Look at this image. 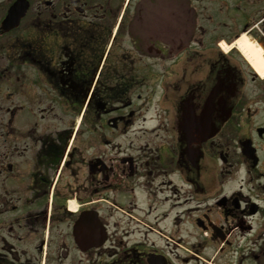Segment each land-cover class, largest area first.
<instances>
[{"label":"flooded vegetation","instance_id":"obj_1","mask_svg":"<svg viewBox=\"0 0 264 264\" xmlns=\"http://www.w3.org/2000/svg\"><path fill=\"white\" fill-rule=\"evenodd\" d=\"M243 34L264 0H0V264H264Z\"/></svg>","mask_w":264,"mask_h":264},{"label":"bare ground","instance_id":"obj_2","mask_svg":"<svg viewBox=\"0 0 264 264\" xmlns=\"http://www.w3.org/2000/svg\"><path fill=\"white\" fill-rule=\"evenodd\" d=\"M236 45L254 68L264 76V52L262 46L256 40L248 38L245 34L236 41ZM223 46L225 49L230 48L225 43H223Z\"/></svg>","mask_w":264,"mask_h":264},{"label":"water","instance_id":"obj_3","mask_svg":"<svg viewBox=\"0 0 264 264\" xmlns=\"http://www.w3.org/2000/svg\"><path fill=\"white\" fill-rule=\"evenodd\" d=\"M89 213H84L83 215V218L82 220L85 221V223H87L86 221H88V219L90 218L89 216ZM84 225V224H83ZM82 225H79V223L75 226V235H76V239L78 240V243L81 247H83V244H82V237L84 238V236H88L90 234V231L83 228V229H80L82 228L81 227ZM91 245H94V244H91ZM89 246H86V248H88ZM84 248V249H86ZM151 264H162V263H159V262H151Z\"/></svg>","mask_w":264,"mask_h":264},{"label":"rangeland","instance_id":"obj_4","mask_svg":"<svg viewBox=\"0 0 264 264\" xmlns=\"http://www.w3.org/2000/svg\"><path fill=\"white\" fill-rule=\"evenodd\" d=\"M260 29H261V26L259 27ZM151 111H154L153 109L151 110ZM187 234H190L189 233V229H184L183 230V236L184 237H187L190 241H194L196 238L194 237L195 236V234L193 235V236H187ZM202 237H200L199 238V240L201 239ZM213 252V250L211 249V250H208L207 251V254H211ZM224 264H226V263H224Z\"/></svg>","mask_w":264,"mask_h":264}]
</instances>
